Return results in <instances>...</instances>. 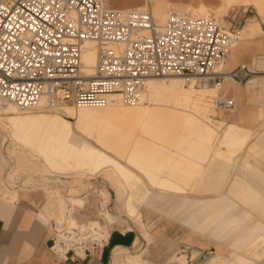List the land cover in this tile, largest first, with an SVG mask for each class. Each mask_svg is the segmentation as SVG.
Wrapping results in <instances>:
<instances>
[{
  "label": "crops",
  "instance_id": "obj_1",
  "mask_svg": "<svg viewBox=\"0 0 264 264\" xmlns=\"http://www.w3.org/2000/svg\"><path fill=\"white\" fill-rule=\"evenodd\" d=\"M169 2L181 7L198 2L211 6L217 4L216 0ZM247 7L256 11L258 19L249 17L245 20L242 38L230 51L224 70L227 72L238 65H247L261 68L263 72L240 86H229L225 82L220 88L218 96L232 98L234 107L226 110L214 108L212 126L218 128L219 135L211 138L207 145H201L204 149L201 159L195 152H186L195 139L189 135L197 120L191 113L177 115L159 149L157 166L153 169L157 178L171 173L175 162L180 159L187 173L193 172L197 176L188 182L186 193L168 195L176 206L156 215L158 213L146 204L151 197L146 179L133 173L125 184L145 231L144 235L139 229L138 252L147 251V238L160 248L154 264H170L172 256L182 253L188 256L190 264H207L211 259L221 264L240 263L243 258L249 259L248 264L264 263V246L259 244L264 239V0H260L258 7L253 4ZM60 124L57 119L43 120L25 134L24 140L36 147L52 172H99L109 156L101 155L97 150L88 151L72 132L71 149L60 148L58 132L66 127ZM211 147H217L214 156H209ZM217 162L218 177L213 182L204 183L206 168L208 170ZM144 182L148 184L147 189L143 188ZM196 188V192H202V195H213L189 197L188 194ZM9 194L3 190L0 194V264H110L114 248L134 249L137 233L112 226L101 247L90 248L72 260L70 254L65 258L58 257L50 249L54 231L49 221L56 214L52 198L45 200L37 192L16 190L15 198L9 200ZM141 205L145 206L141 209ZM98 208L99 199L88 196L84 207L76 210L78 222L100 221ZM40 215L49 224L40 220ZM250 253H253L252 257H246Z\"/></svg>",
  "mask_w": 264,
  "mask_h": 264
},
{
  "label": "built area",
  "instance_id": "obj_2",
  "mask_svg": "<svg viewBox=\"0 0 264 264\" xmlns=\"http://www.w3.org/2000/svg\"><path fill=\"white\" fill-rule=\"evenodd\" d=\"M238 28L177 12L158 26L147 11L111 10L101 0H0V99L26 110L47 95L46 110H53L61 104L100 105L117 88L125 104H135L151 77H182L201 88L225 79L242 85L254 75L249 66L223 69ZM88 41L99 50L92 76L83 73L81 62ZM215 104L234 107L228 98ZM54 232L50 249L58 257L70 254L72 260L79 257L76 248L90 249L79 247L78 230ZM58 234L64 240L57 242ZM90 246L101 247L96 240Z\"/></svg>",
  "mask_w": 264,
  "mask_h": 264
},
{
  "label": "bare ground",
  "instance_id": "obj_3",
  "mask_svg": "<svg viewBox=\"0 0 264 264\" xmlns=\"http://www.w3.org/2000/svg\"><path fill=\"white\" fill-rule=\"evenodd\" d=\"M101 1L106 8L110 9L108 7L110 6L115 10L121 12L133 9L145 11L146 9L144 7L150 4L153 14L149 11L147 12L150 13L153 18L154 16L158 17V21L154 18L158 26H162L168 17V15L166 16L164 14V11L166 9L174 10L178 7H181L169 2V0ZM216 1L217 4H213V6L204 2H198L196 3V5H189L185 8L188 9L193 6L194 8L198 7V9H200L201 11H205L208 7L219 9L221 8V3L223 1H226L228 4L234 3L236 5L244 7L249 6L251 4L258 7V4L260 2V0ZM106 4H108V6ZM182 14H187L193 17H202L190 15L188 13ZM203 18L207 17L203 16ZM215 21H217L225 29H230L231 27L229 26L228 28H226L224 25L225 23L223 24V21ZM238 30V40L234 43L231 50L234 49L236 44L242 38V27H239ZM98 51L99 50L97 48V45L94 42L88 41L84 44V49L81 53V62L83 64V73L85 75L92 76L95 74ZM249 67L254 71L253 76L261 74L263 72L261 68H256L255 66ZM225 82L228 83L229 86H240L238 84H234L228 79H225L221 85L209 88H201L187 83L186 80H184L182 77H151L146 79V81L143 83V87L140 91L139 101L135 104H125L123 102L122 90L120 88H117L110 93L104 94V103L100 105H86L76 107L69 104H61L59 107L53 110H49L52 111L50 114L45 113L46 109H48L46 108L47 95H44V97L46 98H43L42 101L39 102V104L35 108L26 110H20L12 102L0 99V127L6 132L5 136L1 140L0 146L7 139H10L13 144L24 148L20 150L21 152H23L21 154L30 153L32 156H34V153H38V155L41 157L40 166L42 168V171L48 174L50 172L52 173V171L48 167L46 161L44 160L40 152L36 149L35 146L27 143V141L24 140L25 134L30 132L33 126L35 127L40 121L47 119L49 121L57 119L61 123V126L62 124H65L67 128L63 126V128L65 129H59L57 138L59 141L60 148H63L65 150L71 149L70 142L74 140V132L72 131L71 127H73V129L77 133H79V135H83V133L88 131L89 129L95 128L96 137L93 138V142L95 143L97 152H99V154L101 155L104 153L109 155V157H107L105 161V165L101 168V170H109L112 172L113 175L117 177L118 187L120 188V191L122 192L125 189L123 207L126 210L127 215H131L135 220L134 224L137 227V232L139 233L140 229V231L145 235V231L140 222L139 211L137 207L132 203L131 197L126 190L125 185L127 180L133 175V171H130V173H128L126 171L128 170L126 167L123 168L119 166L118 162L116 161V158L118 156L121 157L126 162L125 164H128L133 170H135V172L139 173L141 176L145 174V177H143L146 179L152 189L158 190L162 193H166L169 195L185 194V189L189 186L188 182L197 176L193 172L187 173V170L184 167L182 160L180 159L179 162H175L174 168L170 170L171 173L165 174L160 179L157 178L153 174V172L155 170V167L157 166V158L159 153L158 151L162 146L164 140L166 139L167 135L169 134L171 126L178 114L192 112L193 114H202L204 118L209 120L211 118V120L214 121L213 118L215 113L214 110L211 108L210 98H213L215 108L220 109L216 107L215 101L224 97L216 95V92H218L220 88H222ZM122 109L125 110L121 111ZM55 112H58V114L60 115L55 114ZM62 116L64 119L62 118ZM199 121L200 120L197 119L196 122L192 124L189 135H191L195 139L192 143L189 144L186 152H195L196 156L201 159L204 154V149L201 145H207V143L210 142L211 138L219 135V131L218 128L212 126V124H202ZM217 125L220 124L217 123ZM186 142H188V139H186ZM72 145L75 146V144ZM215 152H217V147H211L209 149V156H214ZM23 159L24 162L20 163V166H29L31 165L29 164V162L33 161L32 159L26 158V156ZM210 162L211 159L208 160V165ZM14 168L15 167L13 166L10 171H13ZM151 169L154 170L152 171ZM11 173L12 172H8L6 177L9 183H14V178L12 177ZM30 177L33 176L30 175ZM177 183H180L181 185L178 186ZM2 190L5 193H10L9 200H13V198H15L16 190H9L3 187L2 189L0 188V194ZM55 194L52 197L51 202H53L56 209V229L59 230V227L63 225V222H67V229L71 231V235H74V230L77 229L82 232L85 229V226L77 224L75 217L65 219V202L60 198L58 199L57 194ZM3 196L6 197V195ZM87 197L88 196H80L79 194L77 196L72 197L71 195H69L68 201H70L72 207L75 206L78 208H83L87 201ZM100 198L101 200H104L106 198L103 192L99 194V199ZM104 203L105 202H101V204L103 205ZM97 211V213L100 214L101 217H105L104 219H110V216L108 215V212L106 210L102 213L99 209ZM39 218L45 224H49L48 220L45 219L42 215H40ZM111 224L113 225L114 223L111 222ZM104 233L105 232H103V234ZM95 237H101V235L96 234ZM57 238L59 240L64 239L63 236H59ZM71 239L73 238H70V240ZM259 242L260 246H264V239H261ZM136 244L137 243L134 244V248ZM147 244L148 248L145 253L143 252L142 254H134L128 257H124L121 261H119L118 264H154V261L156 259L155 256L159 254L160 248L156 247V244L154 242L150 243V239L148 240V238ZM57 248L58 250L61 249L62 251H65V249L61 248L58 244ZM125 249V251H128L129 253V249ZM76 252L79 256L83 255V250H81V248H76ZM254 252L255 249L253 250V253ZM253 253L248 254L246 257L250 256L251 258ZM242 260H244L243 262H240L242 264L249 263V259L247 260L246 258H243ZM240 263L230 262L229 264ZM207 264L221 263L220 261L211 259V261Z\"/></svg>",
  "mask_w": 264,
  "mask_h": 264
},
{
  "label": "rangeland",
  "instance_id": "obj_4",
  "mask_svg": "<svg viewBox=\"0 0 264 264\" xmlns=\"http://www.w3.org/2000/svg\"><path fill=\"white\" fill-rule=\"evenodd\" d=\"M108 6V4H106ZM110 9L115 10L114 8L108 6ZM138 8V7H134ZM146 10L149 11L153 14L151 5L148 4L144 7ZM134 10V9H133ZM139 11V10H138ZM141 11V10H140ZM171 12H177V13H188L190 15L194 16H204L207 18H212L218 21H223V24L225 25L226 28L231 26L233 27H242L243 24L245 23V20L249 17H258L256 16V11H254L251 7H244L240 5H236L234 3H227L226 1L221 3V8L216 9L213 7H208L205 11H201L200 9L194 8L193 6L190 8H185V7H178L176 9H166L164 11V14L167 16ZM154 18L158 21V17L154 16ZM264 27V24H263ZM166 78V77H165ZM186 88V87H184ZM214 95V94H213ZM216 95H218V92H216ZM211 108L214 110V100L211 97ZM114 109V108H113ZM128 109V108H127ZM125 109H122L121 111H124ZM116 111V110H114ZM52 111L45 113H51ZM215 112V110H214ZM186 113H191L192 112H186ZM183 113V114H186ZM55 114H58V112H55ZM60 115V114H58ZM197 119L200 120L199 122L202 124L208 123V124H214V121L209 119H206L203 117L202 114H195ZM64 116V115H63ZM62 116V117H63ZM65 117V116H64ZM66 118V117H65ZM41 122V121H40ZM71 129L74 131L76 134L75 136L78 138V140H82L83 144L86 146L88 151L92 149L93 151L96 150L95 143L93 142V138L96 137V131L95 128L89 129L88 131L84 132L83 135H79L73 127ZM6 132L0 127V144L2 138L5 136ZM162 147V146H161ZM160 147V148H161ZM20 148V149H18ZM24 149L16 144H13V142L10 141V139H7L1 146H0V182L2 183L0 185V188L5 187L6 189L9 190H24V191H32V192H37L39 194H42V196L45 198H52L54 194L56 193L58 196V199H62L65 202L66 205V212H65V219H69L71 217H75L76 223L79 225L85 226V229L81 232L83 238H80L78 240H81V246L80 243L79 247H89L91 248V244L94 243V240H96L99 244V246L103 245L104 240H107L108 236L110 235L109 227L112 226H118L120 230L122 231H135L137 233L136 240L134 242L137 243L134 249H130L129 253L128 251H125V247H116L113 250L112 253V259L110 264H118L119 261H121L124 257H128L130 255L134 254H140L138 252L139 249V242H138V235L139 233L137 232V227L134 224L135 220L131 215H127L126 210L123 207V199H124V194H125V189L124 191H120V188L118 187V182H117V177L112 174L111 171H99L96 173H91V172H83L84 170L80 171H66V172H50V173H44L42 171V168L40 166L41 162V157L38 155V153H34L32 156L30 153L27 154H21L20 150ZM103 152V151H101ZM158 155H160V150L158 151ZM30 154V155H29ZM26 158L32 159V162H29V166H20V163L24 162L25 156ZM104 156H107L106 153L103 154ZM109 156V155H108ZM117 157V156H116ZM116 161L118 162L119 166L123 168H127L126 170L128 173L130 171H133L132 173H137L135 170H133L128 164H125L126 162L121 158L117 157ZM15 167L13 171H10L12 167ZM33 169V170H32ZM153 170V169H151ZM218 162L214 164L213 166L208 167V170L206 168V174L204 176V183H207L209 181L213 182L214 178L218 177ZM8 172H12L11 175L14 178V183H9L8 180H5V176L7 175ZM77 173V174H76ZM143 174V173H141ZM33 176V177H30ZM96 175V176H95ZM145 174H143L144 176ZM145 177V176H144ZM5 181V182H4ZM16 181V183H15ZM144 182V187L147 189L148 184ZM203 185V184H201ZM148 189L150 190L151 197L146 201V204L150 206V208L153 210L154 213H158L156 215H161V213L165 211H170V209L173 206H176V203L170 198L168 195L169 194H162L159 193L155 190H153L151 187L148 186ZM197 188L193 193L188 194L189 197L193 198H203L204 196H212L213 194H207L202 192H196ZM103 192L105 195V199L101 200L99 199V194ZM55 194V195H56ZM95 196L99 199V210L101 213L103 211H107L108 215L110 216V219H104L103 217L100 216V214L97 213L99 219H94V220H89L87 223L81 224L78 222L77 219V211L78 207H72L70 201H68L69 195L72 196ZM101 202H105L104 205L101 204ZM145 205L139 206V208H143ZM151 210V211H152ZM163 211V212H162ZM71 215V216H70ZM111 222L114 224L112 225ZM51 223V228L52 230L55 231L57 230V224L55 223V216L49 221ZM67 222H63V225L59 227L60 229H67L68 225ZM77 230H74L77 231ZM68 232L69 231L67 229ZM94 231V232H93ZM103 232H105L103 234ZM55 233V232H54ZM96 234L101 235V237H95ZM62 236L61 234H58L57 237ZM64 239H58L57 241H62ZM70 240V239H69ZM72 240V239H71ZM70 240V241H71ZM77 240V242H78ZM143 250V248H140ZM83 250V249H81ZM184 254V253H182ZM182 254H177L175 256H172L170 258V264H190L188 263L186 254L184 256H181ZM184 259V260H183ZM186 259V260H185ZM244 261V260H243ZM230 263V262H229ZM228 263V264H229ZM234 263V261L232 262ZM264 264V263H263Z\"/></svg>",
  "mask_w": 264,
  "mask_h": 264
}]
</instances>
